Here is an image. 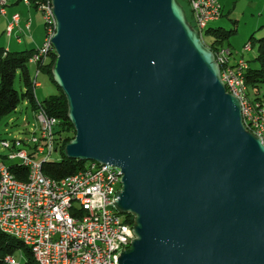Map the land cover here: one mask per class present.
I'll return each instance as SVG.
<instances>
[{"label": "water", "instance_id": "obj_1", "mask_svg": "<svg viewBox=\"0 0 264 264\" xmlns=\"http://www.w3.org/2000/svg\"><path fill=\"white\" fill-rule=\"evenodd\" d=\"M65 155L122 172L119 264H264V144L178 0H51Z\"/></svg>", "mask_w": 264, "mask_h": 264}, {"label": "built area", "instance_id": "obj_2", "mask_svg": "<svg viewBox=\"0 0 264 264\" xmlns=\"http://www.w3.org/2000/svg\"><path fill=\"white\" fill-rule=\"evenodd\" d=\"M187 3L199 37L201 28L209 27L222 16L219 0H187ZM7 5L0 0V16L6 15ZM39 10L44 16L46 38L33 54L36 65L55 53L50 37L54 14H48L45 4ZM19 21L20 16L14 15L7 27L8 35ZM244 52H248L246 45ZM213 53L226 91L241 103L246 129L264 144V96L253 101L248 89L246 94L238 93V75L249 67L248 62L243 56L232 61L233 54L215 50ZM38 76L36 87H40ZM36 119L38 133L33 132L30 139H0V150L7 152L6 159L30 160L37 167L38 158L47 159L57 152L55 133L59 120L40 110ZM0 164L3 169L5 162ZM119 173H122L119 169L109 170V165H92L90 161L89 166L75 173L74 185L67 190L55 189V182H41L37 176L27 188L7 185L5 178L0 197V229L16 238L33 241L47 264H118V258L131 248L136 238L134 224L120 215L117 208L122 191ZM5 264L19 263L14 256H8Z\"/></svg>", "mask_w": 264, "mask_h": 264}, {"label": "trees", "instance_id": "obj_3", "mask_svg": "<svg viewBox=\"0 0 264 264\" xmlns=\"http://www.w3.org/2000/svg\"><path fill=\"white\" fill-rule=\"evenodd\" d=\"M28 1L30 5L38 10L42 4H45V6L50 5V0ZM205 33L207 37L212 38V47L216 49L218 47H223L222 45L228 41L231 36L237 33V29L225 30L223 28L208 27ZM205 33L204 41L205 45H208L205 40ZM249 42L251 47L256 49L257 55L255 62L258 66L252 67L250 62L247 61L249 67L244 74V80L245 87L248 89V95L253 101H256L264 96L262 92V87L264 86V37L256 38L255 35H252ZM36 51L37 49L34 51L8 52L0 47V120L4 116L16 111L21 101H27L28 104H31L35 113L39 108H42L49 116L59 120V125L56 128L55 134L58 147L57 152L60 153L61 158L59 161H47L42 165L43 173L48 178L57 181L74 175L84 169L88 161L84 162L70 159L65 155V148L75 138L76 131L68 118V103L66 97L53 79L52 67L57 59L55 53H50L47 59L36 65V69L40 71V74L44 73L54 84L57 93L51 95L43 102H38L35 97L34 81L31 79L29 72V60ZM17 74H19L20 80L25 88L22 94H20L14 86ZM5 160L6 155H1L0 163L5 162ZM8 166L14 178L26 180L28 175V169L26 167H22V165L17 162L9 164ZM125 218L130 224H134V217L132 215L126 214ZM17 252H23L26 255L27 264H37L33 258L31 249L28 248L23 241L0 230V264H5L6 257L15 256Z\"/></svg>", "mask_w": 264, "mask_h": 264}, {"label": "crops", "instance_id": "obj_4", "mask_svg": "<svg viewBox=\"0 0 264 264\" xmlns=\"http://www.w3.org/2000/svg\"><path fill=\"white\" fill-rule=\"evenodd\" d=\"M219 3L222 9V16L218 21L213 22L209 28H223L225 30L236 28L237 33L235 35H237L242 28V22L245 21V30L243 29L245 44L249 42L252 35H255L256 38L264 37V4L260 0H219ZM240 7H242L241 11ZM40 13H42L40 10L23 2V0L8 1L6 15L1 16L4 19L3 25L6 32L14 15L18 14L20 21L18 25L14 26L10 35L6 34L10 39L2 48L8 52L34 51L40 48L44 43L46 34L45 23L42 25L37 18ZM231 38L232 36L229 39ZM228 46L233 51H237L231 43ZM253 50L244 52L243 57L245 58L246 53H252ZM233 59L234 61L237 60L234 54Z\"/></svg>", "mask_w": 264, "mask_h": 264}, {"label": "rangeland", "instance_id": "obj_5", "mask_svg": "<svg viewBox=\"0 0 264 264\" xmlns=\"http://www.w3.org/2000/svg\"><path fill=\"white\" fill-rule=\"evenodd\" d=\"M3 1H6L8 4V1L15 2L16 0H3ZM23 2H26V1L23 0ZM178 2H180V4H182L183 8L186 11V15L189 19V22L194 27L195 25L193 22V18L191 16L192 14L190 11V7L187 4V0H178ZM260 2L264 4V0H260ZM50 3H51V1H50ZM242 6H244V5H242ZM241 10H242V7H240V11ZM6 12H7V6H6ZM37 18H38V21L42 25H44L43 14L42 13L38 14ZM3 23H4V19L0 16V47L5 45L6 42L10 39L6 35L7 32H6V29H5V26L3 25ZM241 27H242L241 30L238 31L239 34L232 36V38L228 39V41H226L222 45L223 47H221V49L229 51V54H232V52H233L236 59H239L240 57L243 56L244 48L246 45L245 40H244V34L245 33H243V31L245 30V21L242 22ZM43 31H44L43 33L45 34L44 29H43ZM45 38H46V34L44 36V41H45ZM205 40H206V43L209 45L208 48L213 52V50L215 49L214 47H212V41L213 40L211 37H207L206 33H205ZM229 43L234 45L235 48L237 49V51H233V49L228 46ZM248 43H250V42H248ZM218 48H216V49H218ZM216 49H215V51H216ZM251 49L253 50L252 47H251ZM256 55H257L256 49H254L252 53H246V57H245L246 59L245 60L249 61L250 65L252 67L258 66L257 63L255 62ZM231 60L234 61L233 57ZM29 64H30L29 65V72H30L31 79L33 81H35V79L37 77L38 69H35V66H36L35 64H31V63H29ZM37 82L40 83V87L35 88V86H34V91H35V97H36L38 102H43L45 99H47L51 95H54L57 93V90H56L54 84L47 78V76L44 73H42L38 76ZM14 86H15V89L20 94H22V92L25 91L24 85L20 80L19 74H17V76H16ZM262 92L264 93V86L262 87ZM33 132L38 133V122L36 119V113L33 110L32 105L28 104L27 101H21V103L17 107L16 111L4 116L0 120V139L12 140L15 138H19V139L27 140V139H30L31 134ZM1 155L2 156L7 155V152L0 150V156ZM60 158H61L60 153L55 152L50 156L49 161H59ZM39 160H42V159L38 158V161ZM12 161L13 160H11L9 162L8 159H6L5 163L7 162V164L9 165V164H14L16 162V161H13V162ZM14 257L19 264H27V258L23 252H17Z\"/></svg>", "mask_w": 264, "mask_h": 264}, {"label": "bare ground", "instance_id": "obj_6", "mask_svg": "<svg viewBox=\"0 0 264 264\" xmlns=\"http://www.w3.org/2000/svg\"><path fill=\"white\" fill-rule=\"evenodd\" d=\"M45 8L48 9V14H53L51 3H50V5L45 6ZM56 28H57L56 19L54 16H52V23L50 24L51 47H54L52 44V39L56 34ZM207 29H208V27H204V28H201V30H200V37H202V41L204 44H205L204 33ZM246 49L248 51L252 50L250 43L246 44ZM216 51L217 52H227V54H229V51L223 50L221 48L216 49ZM29 63L36 65V57L34 55L30 58ZM247 69H248V67H245L243 69V72H239V75H238V93L239 94H246L244 74L247 71ZM37 76H38V71H37ZM34 82H35L34 86L36 88V79ZM39 110L41 111V113H46V111L42 108H39ZM56 120H58V119L56 118ZM11 160L16 161L17 163L22 165V167L23 166L26 167L28 169V175H27L26 180L16 179L12 175L7 162L4 164L3 169H2V166L0 164V197L2 196V192L4 190L5 178H7V185L16 186L17 188H27V184H33L34 180L36 179V176H37V179L40 180L41 182H55V189L67 190L68 188H72L74 185L75 174L68 176L66 178H63V179L59 180V182H57L56 180H52V179L48 178L43 173L42 165L44 162L49 161V158L40 160V163H38L37 167H36V164L31 162L30 160L9 159L8 161L10 162ZM84 162H86V161H84ZM91 162H92V165H100L101 164V163L96 162V161H91ZM89 165H90V161H88L86 166H89ZM116 169H118V168L109 165V170H116ZM122 176H123L122 173H119V188H123ZM120 215H124V214L120 213ZM1 231L3 232V230H1ZM8 235L13 236L12 234H8ZM17 239L23 241L24 244L28 248L31 249L33 258L37 264H47L45 257L42 256V253L40 252L39 248L37 247V245L33 241L26 239V238H17ZM118 264H119V258H118Z\"/></svg>", "mask_w": 264, "mask_h": 264}]
</instances>
